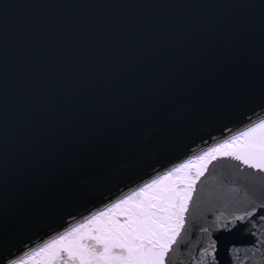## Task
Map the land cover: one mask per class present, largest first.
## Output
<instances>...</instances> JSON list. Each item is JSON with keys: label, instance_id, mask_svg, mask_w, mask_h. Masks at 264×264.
<instances>
[{"label": "snow or ice", "instance_id": "snow-or-ice-1", "mask_svg": "<svg viewBox=\"0 0 264 264\" xmlns=\"http://www.w3.org/2000/svg\"><path fill=\"white\" fill-rule=\"evenodd\" d=\"M22 7L144 11L81 25L64 17L35 16L24 21L16 11ZM220 8L240 11L226 19L189 13ZM161 9H176L178 14L164 18ZM53 25L55 35L46 33ZM218 35L223 36L221 46H211L210 40ZM37 40L38 47L33 44ZM25 49L36 66L26 80L21 78ZM241 49L247 67L259 65V87L231 93L222 102L189 105L187 90L178 82L206 70L215 58ZM189 52L194 53L190 65L184 62ZM172 55L175 63L168 60ZM68 63L88 76L87 90L73 105L64 129L71 159L86 155L97 163L118 162L119 170L107 175L121 195L69 223V217L75 220L73 209L85 193L66 186L36 211L15 218L9 209L16 156L31 116L29 106L52 86L53 76L43 69L59 70ZM160 96L166 103L157 102ZM240 116L246 121L233 133L228 124ZM216 130L221 136L225 130L231 134L217 139ZM205 136L217 142L167 171L155 167L170 152L188 149L197 140L206 143ZM128 144L135 146L134 155ZM225 159L251 171L229 166L227 175L221 174L211 185L202 182L197 189L201 177L212 175L209 166L215 171ZM146 168H152L154 175L141 183L140 173ZM130 184L136 187L124 192ZM190 216L204 223L191 224ZM55 225L64 230L32 247L38 232L55 231ZM189 229L193 239L183 241L182 233ZM237 233L247 242L222 243V234ZM0 264H264V0L0 2Z\"/></svg>", "mask_w": 264, "mask_h": 264}, {"label": "water", "instance_id": "water-1", "mask_svg": "<svg viewBox=\"0 0 264 264\" xmlns=\"http://www.w3.org/2000/svg\"><path fill=\"white\" fill-rule=\"evenodd\" d=\"M3 2V0H0ZM17 4L31 3H48V4H104V3H128L130 0H12ZM144 2V0H137ZM208 2V0H201ZM211 2L232 3L234 0H211ZM18 16L24 21H29L35 16L48 17L52 20L64 17L78 24H85L88 21L100 17H108L119 15L125 12H134L140 14L144 10L140 9H121V8H19L16 10ZM240 10L231 8L220 9H195L189 10V13L197 16H212L219 19L233 17ZM159 14L171 19L178 14L176 9H161ZM51 26L45 29V32H51L55 35ZM223 36L218 35L210 40V45L220 47ZM40 41H34L35 46H40ZM197 51H199L197 49ZM193 52L185 55V64H191ZM31 53L29 49H25L21 59L23 67L21 78L26 80L36 66L31 61ZM170 63H175L174 55L168 58ZM165 65L162 70H166ZM43 71L53 76L52 86L45 88L33 101L30 107V120L25 128L20 144L18 155L16 156V176L13 181L14 195L12 205L9 209L10 215L15 218L23 217L29 213L36 211L40 206L48 200L56 198L60 190L66 186H70L73 190L84 192L85 195L80 198V202L73 209L75 220L68 218L69 223L79 222L83 215L91 214L103 207L107 203H111L117 199L121 193L114 186L113 181L108 177L107 171L119 170V164L116 161H104L97 163L86 155H82L78 160H72L70 156L71 148L64 137V129L68 125L70 113L73 105L79 103L80 96L87 90L88 76L84 72H75L70 63L56 67H45ZM178 87L187 90L186 102L192 107L200 104H214L227 100L229 94L245 91L250 88L259 87V65L257 63L254 69H250L245 64L243 49L237 54L231 56L217 57L209 65V67L201 72H194L184 77L178 82ZM160 104L166 103V98L160 96L157 98ZM138 122H143L142 117L138 114L136 117ZM246 118L240 116L237 120L229 122L228 127L233 133L242 128ZM231 133L226 130L221 136L220 130H216L213 136L217 139L227 138ZM206 143L199 140L195 144H190L188 149L181 152H170L169 155L160 159L155 167L163 172L178 163L179 161L202 152L206 147L217 142L216 139L209 140L205 136ZM130 154L135 153L136 148L132 144L126 145ZM214 163H218L215 162ZM239 165L242 171H251L238 161L225 159L222 163H218V167L213 171L209 166V172L201 177L197 183V189L201 187L202 182L205 185H211L215 179L221 174L227 175L231 168L229 166ZM154 175L152 168H146L140 173L143 180H150ZM136 184H130L124 187L123 191L127 192L129 188H135ZM195 198V195H194ZM214 219V218H213ZM189 223L199 225L204 222L198 218L189 217ZM207 226V225H205ZM188 227V224H186ZM52 229H44L38 232L36 244L43 243L54 236L57 231H63L61 225L54 226ZM193 230L189 229L187 234L182 233L183 241H192ZM197 238L201 235L199 229H195ZM232 240L240 242L247 240L236 235H221L223 244H227ZM182 241V242H183ZM243 251V249H241Z\"/></svg>", "mask_w": 264, "mask_h": 264}, {"label": "rangeland", "instance_id": "rangeland-1", "mask_svg": "<svg viewBox=\"0 0 264 264\" xmlns=\"http://www.w3.org/2000/svg\"><path fill=\"white\" fill-rule=\"evenodd\" d=\"M199 154V153H198ZM192 158V157H191Z\"/></svg>", "mask_w": 264, "mask_h": 264}]
</instances>
